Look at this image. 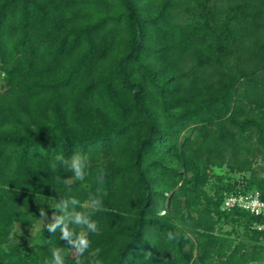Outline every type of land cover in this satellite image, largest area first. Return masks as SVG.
I'll return each mask as SVG.
<instances>
[{
	"label": "trees",
	"instance_id": "obj_1",
	"mask_svg": "<svg viewBox=\"0 0 264 264\" xmlns=\"http://www.w3.org/2000/svg\"><path fill=\"white\" fill-rule=\"evenodd\" d=\"M74 151L83 181L51 166ZM255 191L264 0H0V264H51L57 246L75 264L47 225L90 194L104 207L84 264L97 248L103 264H264L260 219L223 208ZM48 213L36 240L10 243Z\"/></svg>",
	"mask_w": 264,
	"mask_h": 264
},
{
	"label": "clouds",
	"instance_id": "obj_2",
	"mask_svg": "<svg viewBox=\"0 0 264 264\" xmlns=\"http://www.w3.org/2000/svg\"><path fill=\"white\" fill-rule=\"evenodd\" d=\"M88 155L83 152L74 151L70 155H64L62 152L55 155L51 166L57 169H65L71 172V177L75 180L83 181L89 175ZM90 208L86 211H80L77 208L71 211H64L69 204L78 205L79 200L75 196L62 199L56 203V208L60 209L63 214L57 215L53 222L47 225L50 232H55L57 225H60V238L66 240L78 253L75 258V264H84L88 259L87 251L90 249L91 241L89 239V232H96L98 230V221L93 218V213L104 207L103 198L100 195L90 194L89 196ZM71 221V224H69ZM70 225L82 226L79 232ZM176 233L168 231L166 239L171 241L175 238ZM100 249H95V258L89 261V264H103L102 259L99 258ZM44 264H49L48 259ZM51 264H65L64 249L57 246L51 249Z\"/></svg>",
	"mask_w": 264,
	"mask_h": 264
},
{
	"label": "built area",
	"instance_id": "obj_3",
	"mask_svg": "<svg viewBox=\"0 0 264 264\" xmlns=\"http://www.w3.org/2000/svg\"><path fill=\"white\" fill-rule=\"evenodd\" d=\"M223 208H239L248 211L260 219L252 228L264 231V199L260 196L259 192L255 191L247 194L230 193L223 200Z\"/></svg>",
	"mask_w": 264,
	"mask_h": 264
},
{
	"label": "rangeland",
	"instance_id": "obj_4",
	"mask_svg": "<svg viewBox=\"0 0 264 264\" xmlns=\"http://www.w3.org/2000/svg\"><path fill=\"white\" fill-rule=\"evenodd\" d=\"M213 171L217 174H224L226 173V169L225 168H214ZM54 218V214L53 213H48L44 216H42L37 223H35L31 228L26 229L25 227H17L13 230L12 235H11V241L10 243H14L17 242L19 239L23 238L24 240L28 241V240H36L37 238V234L41 228V226L52 220ZM226 229H230L231 227L226 226L223 227Z\"/></svg>",
	"mask_w": 264,
	"mask_h": 264
}]
</instances>
